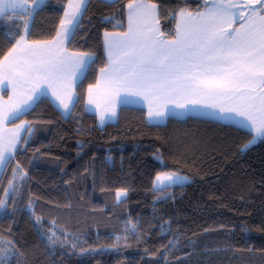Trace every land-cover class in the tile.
I'll return each instance as SVG.
<instances>
[{
  "label": "trees",
  "instance_id": "trees-1",
  "mask_svg": "<svg viewBox=\"0 0 264 264\" xmlns=\"http://www.w3.org/2000/svg\"><path fill=\"white\" fill-rule=\"evenodd\" d=\"M87 1L67 47L93 59L71 113L44 96L15 121L32 131L0 178V237L15 243L13 264H264V138L251 145L248 129L204 117L154 124L133 106L101 126L87 91L107 65L104 33L127 30L131 0ZM146 1L167 39L173 12L204 9L200 0ZM68 3L47 0L31 19L1 17L0 55L22 27L12 17L30 21L26 39L51 40ZM171 171L192 181L155 190V177Z\"/></svg>",
  "mask_w": 264,
  "mask_h": 264
},
{
  "label": "snow or ice",
  "instance_id": "snow-or-ice-1",
  "mask_svg": "<svg viewBox=\"0 0 264 264\" xmlns=\"http://www.w3.org/2000/svg\"><path fill=\"white\" fill-rule=\"evenodd\" d=\"M46 3L47 0H32L30 6L26 0H0V17L8 16L9 10H20L31 19L36 9ZM86 3L87 0H77L75 4L69 0L72 11L64 12L60 30L51 40L26 39L30 21L18 15L12 17L22 27L16 28L10 40L13 46L0 55V91L12 93L8 102L0 106V166L18 150V144L27 143L21 134H30L31 124L15 121L30 114L45 87L52 90L65 111L70 112L69 104H75L73 86L91 54L70 52L64 45L72 28L78 26ZM200 3L204 11L177 9L172 13L171 19L178 16L180 22L171 30L172 39H167L159 30L157 5L131 0L127 4V30L104 33L107 65L99 69L103 88L101 81L89 85V103L98 104L93 98L94 89L107 105L127 104L133 97H142L151 119L205 114L234 120L249 130V144L255 143L257 138H264V0ZM237 21L239 27H233ZM10 121L14 127L4 135L2 126ZM187 181L188 177L179 173H162L155 177L154 189L163 191ZM9 188L15 191L12 183ZM124 195V190L116 193L118 199ZM5 205L6 201L0 200V208ZM35 220L39 222L40 218ZM54 235L48 236L50 242ZM16 255L15 243L0 237V264H13Z\"/></svg>",
  "mask_w": 264,
  "mask_h": 264
},
{
  "label": "crops",
  "instance_id": "crops-1",
  "mask_svg": "<svg viewBox=\"0 0 264 264\" xmlns=\"http://www.w3.org/2000/svg\"><path fill=\"white\" fill-rule=\"evenodd\" d=\"M110 1H113V0H110ZM26 2L29 4V3H32V0H26ZM77 2V0H73V3L75 4ZM148 2V1H146ZM88 3V1H87ZM87 3L83 6L82 8V12L84 13L85 9H86V6H87ZM151 3V2H150ZM69 4V3H68ZM31 6V4H29ZM40 7H38L37 9H39ZM36 9V10H37ZM205 9H203L202 11H204ZM66 11H69L71 12L72 9H70L67 5V8H66ZM12 11L9 10L8 13H11ZM16 12H20V10H16ZM192 13H195V12H192ZM157 20H158V26H159V30L160 32L163 33V30H162V27H161V24H160V20H159V9L157 7ZM82 16L79 17V21H78V24L80 22V19H81ZM1 18V17H0ZM64 19H65V16H64ZM180 20H179V17H178V22L179 23ZM233 27H239V21H237ZM77 26H74L72 28V35L73 33L75 32ZM108 33H117V32H108ZM72 35L69 37V40L70 38L72 37ZM166 38V37H165ZM69 40H66L65 41V48L70 51L67 47V44H68V41ZM70 52H73V51H70ZM93 57L90 55L89 56V60H88V63L85 65V67L83 69H81V71L78 73V79L75 81L74 83V91H75V101L77 99V92H76V87H77V84L82 80V78L85 76L86 74V71L92 61ZM98 81H101V89L103 88V81H102V77H101V74L99 73V78H98ZM12 95L11 91H8V92H4V91H0V106L4 105L6 102H8V97ZM44 96H47V97H50L52 99V101L54 102V104L63 112V114L65 116L69 115L73 109V104H69V108L71 109L70 112H67L65 111L63 108H62V105L60 104V102L55 98V96L52 94V90L51 89H48L47 87H45V89L39 93V99L44 97ZM93 98L94 99H97L98 101V104L97 103H89V94H88V91H87V100H86V107H87V110L90 112V113H93V114H96L97 117H98V120H99V124L101 126H104L106 125L107 123H110V122H115L117 119H118V116H119V111L121 109V107L123 106H133V107H139V108H144L146 111H147V118L149 120V122L151 123H154V124H164L168 121L169 118H165L163 120H155V119H151L148 117V104L146 101L143 100L142 97L140 98H135L133 97L131 99V102L125 104V103H118V104H115V105H107V104H104L103 101L97 96V93H96V90L94 89L93 90ZM38 99V100H39ZM36 100L33 104H32V107L36 104V102L38 101ZM67 102V101H65ZM105 109H110L108 111H105ZM112 110H114L115 114L113 115L112 114ZM177 112H179L180 110L177 109L176 110ZM103 113L104 115V120L103 122H101V114ZM190 116H194V117H204V118H209V119H213V120H217V121H220L222 123H225V124H231V125H236V126H239L241 127L236 121H224V120H219V119H215V118H212L211 116H208V115H205V114H198V115H187V116H183V115H178L176 116V118H187V117H190ZM21 123V122H19ZM19 123H15V124H19ZM3 132H4V135H7V129H11L14 127V124L10 121L8 122L6 125H3ZM25 135V133H22L21 136L23 138V136ZM262 138H259L258 140H261ZM19 147V146H18ZM17 147V148H18ZM15 153V152H14ZM7 164V162H6ZM5 164V165H6ZM5 165L3 166V168L1 169L0 171V178H1V175L5 169Z\"/></svg>",
  "mask_w": 264,
  "mask_h": 264
},
{
  "label": "rangeland",
  "instance_id": "rangeland-1",
  "mask_svg": "<svg viewBox=\"0 0 264 264\" xmlns=\"http://www.w3.org/2000/svg\"><path fill=\"white\" fill-rule=\"evenodd\" d=\"M29 4H31L32 5V3H29ZM259 138H257V140H256V142L255 143H257L259 140H258ZM255 143H252V144H255ZM251 144V145H252ZM20 144H18L17 145V147L19 146ZM16 151V150H15ZM14 151V152H15ZM14 152H13V154L11 155V156H9V157H7V159H6V161H5V163L2 165V166H0V171H1V169L3 168V166L6 164V162H8V160L14 155ZM6 166V165H5ZM179 173L180 175H183V176H186V177H188V181H187V183H189V182H191L192 181V179H191V177L190 176H188V175H185V174H183V173H180V172H176V171H171V172H164V173ZM162 174V173H161ZM161 174H159V175H161ZM187 183H185V184H187ZM123 197H125V195L123 196ZM123 197H120V198H123ZM128 227H131V225L129 224V226ZM132 228V227H131Z\"/></svg>",
  "mask_w": 264,
  "mask_h": 264
}]
</instances>
